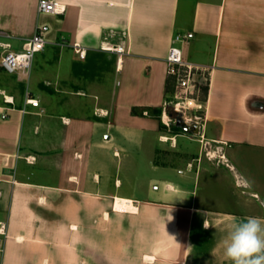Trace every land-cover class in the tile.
I'll return each mask as SVG.
<instances>
[{
    "label": "crops",
    "instance_id": "1",
    "mask_svg": "<svg viewBox=\"0 0 264 264\" xmlns=\"http://www.w3.org/2000/svg\"><path fill=\"white\" fill-rule=\"evenodd\" d=\"M58 1L61 15L0 0L9 50L48 27L39 69L0 86V264H232L222 243L232 224L264 220V0ZM110 33L123 53L98 90L84 67ZM175 33L192 34L183 60L209 69L203 137L183 167L157 155L163 127L145 111L164 116ZM212 145L219 163L203 155Z\"/></svg>",
    "mask_w": 264,
    "mask_h": 264
},
{
    "label": "built area",
    "instance_id": "2",
    "mask_svg": "<svg viewBox=\"0 0 264 264\" xmlns=\"http://www.w3.org/2000/svg\"><path fill=\"white\" fill-rule=\"evenodd\" d=\"M37 11L40 14L61 15L64 12V5L58 0H37ZM47 29L48 27L45 24L37 25L33 35L22 45V49L18 52L9 50V45L4 44V51L0 55V69L9 74L28 70L34 54L44 49ZM112 37L113 33L105 35L99 49L118 56L116 60L117 70L120 65V55L123 53V46L120 41L116 44L112 43L110 40ZM191 37L192 34L190 33H175L172 36L170 46L165 55L166 74L171 85V90L167 93L163 105L164 116L167 118L165 111L167 112V108H170L171 114L168 115L177 117L173 120L168 118V121H164L163 116L162 123L166 126H168L167 122L174 124L178 118H181L189 125L196 123L200 126L201 123V111L204 107L202 88L207 86L209 69L189 64L183 60L181 46ZM74 51L78 54L79 58H84V49L74 46ZM27 102L32 106H38V102L35 100L28 99ZM192 111L194 113L189 114ZM198 111L199 114H196ZM200 136L203 137L202 135ZM206 156L209 157L208 151H206ZM191 166V163L187 164L188 169ZM178 173H182V171L178 170ZM152 189L156 190L157 185H153ZM0 235H5V225L1 222Z\"/></svg>",
    "mask_w": 264,
    "mask_h": 264
},
{
    "label": "rangeland",
    "instance_id": "3",
    "mask_svg": "<svg viewBox=\"0 0 264 264\" xmlns=\"http://www.w3.org/2000/svg\"><path fill=\"white\" fill-rule=\"evenodd\" d=\"M3 47H4L3 44L0 43V55L4 51ZM13 50H15V49L13 48ZM40 53L41 52L35 53L33 58H32V61H31L33 66H35L36 70L39 69L38 65H40L42 63V59H43L42 56L40 55ZM190 53H191L190 48L188 46L183 48V54L184 55L190 54ZM45 54H46V58L51 55L49 50H46ZM94 61H95L94 67H91V68L84 67L86 69V71H85L86 81L89 82L92 79H94L95 76H97V78L98 77L101 78L99 83L96 82L98 90H105L110 85V83L112 81V75H111L110 71L112 70V66H113V57L111 56L110 52L102 51L99 49L97 52V55L94 58ZM66 69H68L67 66L62 67L63 71H66ZM11 77H12V75H9L5 72L0 71V86H7V85L10 86L11 83H13ZM67 78H70V76L68 75ZM75 83L78 85L83 84V83L79 84L77 82H75ZM30 89L34 90L32 87ZM57 107H60L62 110H64V108H65L64 105H61V106L57 105ZM167 110L170 111V108H167ZM165 113H166L167 118L164 116V118H163L164 121H168V118H170L171 120H173L174 118H177L174 115L169 116L166 111H165ZM191 113H194V112L192 111L189 114H191ZM196 114H199V111L196 112ZM159 120L162 123L161 117H159ZM167 123H168V126L163 124L164 127L161 131L162 132L161 136H165L169 139L166 142H162L163 145H161V147L159 148V150L156 153H157V155L161 156V159L165 160L167 163L173 162L175 167H178V166L183 167L187 160H189L192 156H195L197 154L198 143H196L194 141H195V139L200 137L199 130L197 133L192 132V131L185 132L181 128L179 130H172L171 126H170V122H167ZM201 133H202V131H201ZM174 136H177L175 143H173V141H171L172 137H174ZM207 148L208 149L203 151V155H205L204 157H206L210 161H213L214 163H219L220 151L213 145L210 147L207 146ZM206 151H208L209 157L206 156ZM186 166H187V164H186ZM145 167L146 166L144 165V162L140 161L139 164L137 165V168H138L137 171L141 175L145 174L147 171ZM256 172L259 173V170H257Z\"/></svg>",
    "mask_w": 264,
    "mask_h": 264
},
{
    "label": "clouds",
    "instance_id": "4",
    "mask_svg": "<svg viewBox=\"0 0 264 264\" xmlns=\"http://www.w3.org/2000/svg\"><path fill=\"white\" fill-rule=\"evenodd\" d=\"M222 243L232 264H264V220L248 217L234 222Z\"/></svg>",
    "mask_w": 264,
    "mask_h": 264
},
{
    "label": "trees",
    "instance_id": "5",
    "mask_svg": "<svg viewBox=\"0 0 264 264\" xmlns=\"http://www.w3.org/2000/svg\"><path fill=\"white\" fill-rule=\"evenodd\" d=\"M170 82L169 81H167V84H166V91H169L170 89ZM206 88H207V86H205V87H203L202 88V90H203V93L205 94V92H206ZM146 112H147V114H153V115H155L156 117H160V115H161V109H151L149 112H148V110L146 109L145 110ZM167 113L168 114H171V112L170 111H168L167 110ZM170 126H171V129L172 130H179L180 129V127H178V126H175L174 124H172V123H170ZM161 127H164V125L161 123Z\"/></svg>",
    "mask_w": 264,
    "mask_h": 264
},
{
    "label": "bare ground",
    "instance_id": "6",
    "mask_svg": "<svg viewBox=\"0 0 264 264\" xmlns=\"http://www.w3.org/2000/svg\"><path fill=\"white\" fill-rule=\"evenodd\" d=\"M161 139H162L163 142H166V141H168L169 138H167L165 136H162ZM133 207H132L130 201L116 199L115 209H117L118 211L132 210Z\"/></svg>",
    "mask_w": 264,
    "mask_h": 264
},
{
    "label": "water",
    "instance_id": "7",
    "mask_svg": "<svg viewBox=\"0 0 264 264\" xmlns=\"http://www.w3.org/2000/svg\"><path fill=\"white\" fill-rule=\"evenodd\" d=\"M174 125L180 127L185 132L192 131L197 133L199 128L198 124L195 123L189 125L185 123L181 118L176 119Z\"/></svg>",
    "mask_w": 264,
    "mask_h": 264
}]
</instances>
